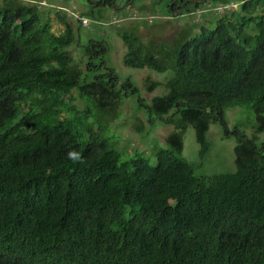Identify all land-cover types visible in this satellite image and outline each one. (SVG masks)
<instances>
[{
  "label": "trees",
  "instance_id": "1",
  "mask_svg": "<svg viewBox=\"0 0 264 264\" xmlns=\"http://www.w3.org/2000/svg\"><path fill=\"white\" fill-rule=\"evenodd\" d=\"M178 2L167 16L205 10L172 41L118 33L126 68L171 72L146 81L165 90L148 120L173 128L150 164L104 135L127 95L113 71L81 79L106 47L89 42L81 70L66 15L55 34L34 2L0 0V264H264V147L240 137L235 172L211 177L182 157L183 132L204 155L225 109L264 130V0Z\"/></svg>",
  "mask_w": 264,
  "mask_h": 264
},
{
  "label": "rangeland",
  "instance_id": "2",
  "mask_svg": "<svg viewBox=\"0 0 264 264\" xmlns=\"http://www.w3.org/2000/svg\"><path fill=\"white\" fill-rule=\"evenodd\" d=\"M26 3L34 2L43 21H49L52 31L59 34L63 25L58 22L56 13L66 15V20L76 31L78 44L69 48V52L81 70L87 65L84 55L85 47L93 41L97 47H106L103 53L97 52L95 64H103L101 69H95L82 76V81H90L93 76L106 75L107 68L111 69L118 80L117 89L125 95L120 105V114L117 120L106 129L105 137L117 141L116 146L126 155L139 152L150 163L154 164L156 151L165 144L166 136L173 130L154 118L150 121L144 105L155 96L165 93L164 88L158 87L152 92L146 90V81L164 82L171 77V72L158 74L148 69L136 70L126 68L122 58L126 48L118 33L121 31L135 32L142 40L168 43L177 38L180 33L194 24L196 18L204 10H193L195 18L183 12L177 16L179 8L175 7L173 16L166 15L167 0H109L112 5H98L101 0H23ZM41 2V3H40ZM44 2V3H42ZM40 3V5H39ZM173 6V5H172ZM238 8L236 1L223 5V9ZM178 11V12H177ZM93 12V13H92ZM193 16V15H192ZM78 17L85 18L87 25L77 21ZM75 24V25H74ZM99 48V47H98ZM105 50V48H104ZM107 69V70H106ZM127 81L131 84L124 85ZM123 87V89H122ZM75 96V92L71 94ZM142 102H138V100ZM74 104L83 107L82 101L76 99ZM92 121L95 120L96 111L93 110ZM225 123L211 122L206 133L208 150L200 155L192 128L183 132L182 157L188 162L195 175L211 177L220 174L235 172L234 148L240 137L254 140L255 145L264 147V130L258 131L255 115L250 106L234 107L223 111Z\"/></svg>",
  "mask_w": 264,
  "mask_h": 264
},
{
  "label": "flooded vegetation",
  "instance_id": "3",
  "mask_svg": "<svg viewBox=\"0 0 264 264\" xmlns=\"http://www.w3.org/2000/svg\"><path fill=\"white\" fill-rule=\"evenodd\" d=\"M175 2H176V0H170V2H169L171 4L170 7H172V5H174ZM181 3H182V0H179L178 4L180 5ZM98 5L110 6L112 4L109 0H101L100 4H98Z\"/></svg>",
  "mask_w": 264,
  "mask_h": 264
},
{
  "label": "clouds",
  "instance_id": "4",
  "mask_svg": "<svg viewBox=\"0 0 264 264\" xmlns=\"http://www.w3.org/2000/svg\"><path fill=\"white\" fill-rule=\"evenodd\" d=\"M40 3H41V2H40ZM40 3H39V5H40ZM42 3H44V2H42ZM82 19H85V18L78 17L77 21H80L81 24H82ZM82 25H84V24H82ZM86 25H87V24H86Z\"/></svg>",
  "mask_w": 264,
  "mask_h": 264
},
{
  "label": "built area",
  "instance_id": "5",
  "mask_svg": "<svg viewBox=\"0 0 264 264\" xmlns=\"http://www.w3.org/2000/svg\"><path fill=\"white\" fill-rule=\"evenodd\" d=\"M82 24L86 25L87 24V21L82 20Z\"/></svg>",
  "mask_w": 264,
  "mask_h": 264
},
{
  "label": "water",
  "instance_id": "6",
  "mask_svg": "<svg viewBox=\"0 0 264 264\" xmlns=\"http://www.w3.org/2000/svg\"><path fill=\"white\" fill-rule=\"evenodd\" d=\"M61 16H63V13L61 14ZM76 20H77V18H76Z\"/></svg>",
  "mask_w": 264,
  "mask_h": 264
},
{
  "label": "bare ground",
  "instance_id": "7",
  "mask_svg": "<svg viewBox=\"0 0 264 264\" xmlns=\"http://www.w3.org/2000/svg\"><path fill=\"white\" fill-rule=\"evenodd\" d=\"M75 25V24H74Z\"/></svg>",
  "mask_w": 264,
  "mask_h": 264
},
{
  "label": "crops",
  "instance_id": "8",
  "mask_svg": "<svg viewBox=\"0 0 264 264\" xmlns=\"http://www.w3.org/2000/svg\"><path fill=\"white\" fill-rule=\"evenodd\" d=\"M63 17V16H62Z\"/></svg>",
  "mask_w": 264,
  "mask_h": 264
}]
</instances>
